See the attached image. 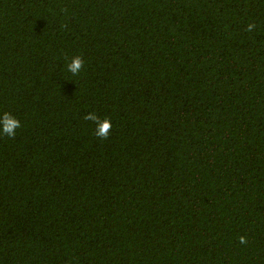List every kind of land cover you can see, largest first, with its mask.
Returning a JSON list of instances; mask_svg holds the SVG:
<instances>
[{"label": "trees", "instance_id": "trees-1", "mask_svg": "<svg viewBox=\"0 0 264 264\" xmlns=\"http://www.w3.org/2000/svg\"><path fill=\"white\" fill-rule=\"evenodd\" d=\"M4 113L0 264H264V0H0Z\"/></svg>", "mask_w": 264, "mask_h": 264}, {"label": "clouds", "instance_id": "clouds-1", "mask_svg": "<svg viewBox=\"0 0 264 264\" xmlns=\"http://www.w3.org/2000/svg\"><path fill=\"white\" fill-rule=\"evenodd\" d=\"M256 26L253 24H249L248 31H252ZM73 68V72L78 73L80 69L83 67V62L81 58L76 57L73 59V63L71 65ZM86 119H90L93 121H97V124L102 123L103 127L110 130L111 122L108 120H104L103 122H99L98 118L95 115H90L86 117ZM20 127V123L15 118L11 117L8 113H4L3 116H0V132L8 134L9 136L15 135V130ZM109 133V131H108ZM108 133L105 134L104 138H107ZM97 135V134H96ZM98 136V135H97ZM241 243H244L243 238H241Z\"/></svg>", "mask_w": 264, "mask_h": 264}]
</instances>
